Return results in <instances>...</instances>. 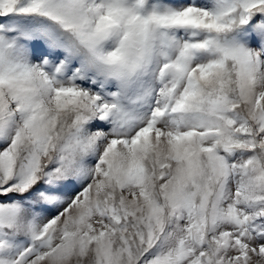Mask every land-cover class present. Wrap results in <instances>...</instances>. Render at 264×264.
<instances>
[{
  "label": "snow or ice",
  "instance_id": "obj_1",
  "mask_svg": "<svg viewBox=\"0 0 264 264\" xmlns=\"http://www.w3.org/2000/svg\"><path fill=\"white\" fill-rule=\"evenodd\" d=\"M0 264H264V0H0Z\"/></svg>",
  "mask_w": 264,
  "mask_h": 264
}]
</instances>
